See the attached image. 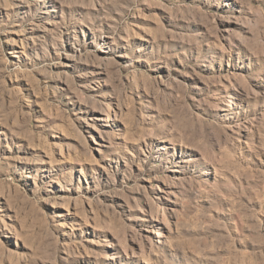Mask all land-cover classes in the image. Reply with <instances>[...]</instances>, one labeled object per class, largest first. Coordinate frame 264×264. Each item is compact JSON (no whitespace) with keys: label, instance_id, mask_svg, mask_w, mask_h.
Masks as SVG:
<instances>
[{"label":"rangeland","instance_id":"374dc122","mask_svg":"<svg viewBox=\"0 0 264 264\" xmlns=\"http://www.w3.org/2000/svg\"><path fill=\"white\" fill-rule=\"evenodd\" d=\"M0 264H264V0H0Z\"/></svg>","mask_w":264,"mask_h":264}]
</instances>
